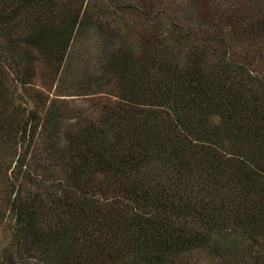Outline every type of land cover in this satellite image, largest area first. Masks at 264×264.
<instances>
[{
  "label": "trees",
  "instance_id": "1",
  "mask_svg": "<svg viewBox=\"0 0 264 264\" xmlns=\"http://www.w3.org/2000/svg\"><path fill=\"white\" fill-rule=\"evenodd\" d=\"M111 1L77 94L116 96L66 110L34 59L105 10L0 0V264H264V0Z\"/></svg>",
  "mask_w": 264,
  "mask_h": 264
},
{
  "label": "rangeland",
  "instance_id": "2",
  "mask_svg": "<svg viewBox=\"0 0 264 264\" xmlns=\"http://www.w3.org/2000/svg\"><path fill=\"white\" fill-rule=\"evenodd\" d=\"M63 1L66 2L67 0ZM68 1L71 6H78L80 3H85L86 0ZM109 1L111 0H89L90 6L97 8L95 12L98 10H105V12H101V15H98L100 14L99 12L98 14L95 13L96 15H94L93 19L83 26L79 34L74 36L66 50L65 57L60 64L61 68L57 73L53 70V65L49 64L47 60H44L41 54H39V58L34 59L33 68L35 73L31 77V88L43 91L44 95H48V99L58 97L56 99L59 100L58 102L66 110L84 109L85 107L87 109H92L91 101L105 99L103 96L106 95L109 96L108 98H114L116 96V88L114 87L115 85L112 81V83L106 87L107 89H105L109 92H105L103 96L89 97L91 94H88L85 97V94H77L81 92L80 88L85 86L86 82L89 80L90 72L99 67L100 64H103V62L107 59L108 51L104 48L107 43L106 34L102 31V28L97 24V22L101 19L104 21L105 16H107L110 21L116 19L113 14V8L108 7ZM112 1L119 2L120 0ZM139 1L144 4L151 0ZM152 1L157 3L161 2V0ZM180 1L181 0H162V2H169L174 10H180ZM247 2L250 3L249 1H246V3ZM182 6H184V11L181 9L182 12H184V18H188L189 15L193 14L192 11L187 12V10H192V7L187 6L185 2L182 3ZM252 8L251 12L253 13L256 12L258 7L252 5ZM121 20L128 21V27L130 28L129 38L133 41L137 38L139 31H142L146 23V21L143 22V17L135 14L134 12L123 13ZM19 32H21V30H19ZM17 36L20 38V34H17ZM30 48L35 50V53H39L34 47ZM20 84L21 83H18V86ZM89 86L92 88L91 91H89L91 93L93 92L92 90L95 88L96 84L91 83ZM5 216L6 219L9 218L8 211ZM6 227V223H2L0 225V248L9 240L10 233ZM195 260L200 264H204L207 261V257L205 255H197Z\"/></svg>",
  "mask_w": 264,
  "mask_h": 264
}]
</instances>
